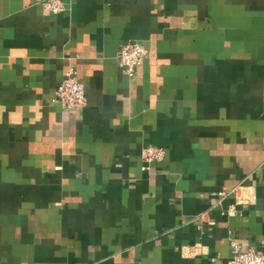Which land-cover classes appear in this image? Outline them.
<instances>
[{
  "label": "crops",
  "instance_id": "crops-1",
  "mask_svg": "<svg viewBox=\"0 0 264 264\" xmlns=\"http://www.w3.org/2000/svg\"><path fill=\"white\" fill-rule=\"evenodd\" d=\"M63 1L0 0V264L264 255V0ZM70 67L86 103L63 111ZM146 146L165 157L141 172Z\"/></svg>",
  "mask_w": 264,
  "mask_h": 264
},
{
  "label": "built area",
  "instance_id": "built-area-1",
  "mask_svg": "<svg viewBox=\"0 0 264 264\" xmlns=\"http://www.w3.org/2000/svg\"><path fill=\"white\" fill-rule=\"evenodd\" d=\"M41 7L45 11L57 15L67 11V6L63 0H42ZM147 54L146 48L142 44H127L119 47L116 59L122 74L132 77L135 70L144 62ZM54 100L63 111H72L81 108L86 103L83 85L78 81L76 71L70 67L64 73V77L57 86L54 93ZM165 151L162 148L146 146L141 150L140 160L141 172H148L151 165L164 160ZM249 187L238 184L231 193L234 195V205L247 204L250 201ZM224 192L218 193V202L225 197ZM230 206L234 210L235 206ZM227 264H264V255L259 254L252 247L242 249L235 240L230 241V251Z\"/></svg>",
  "mask_w": 264,
  "mask_h": 264
}]
</instances>
